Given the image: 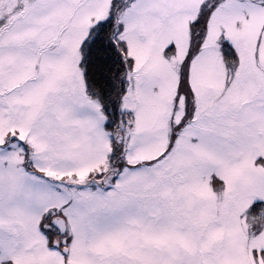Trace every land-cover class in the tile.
Returning <instances> with one entry per match:
<instances>
[{
  "label": "snow or ice",
  "instance_id": "obj_1",
  "mask_svg": "<svg viewBox=\"0 0 264 264\" xmlns=\"http://www.w3.org/2000/svg\"><path fill=\"white\" fill-rule=\"evenodd\" d=\"M0 264H264V0H0Z\"/></svg>",
  "mask_w": 264,
  "mask_h": 264
}]
</instances>
